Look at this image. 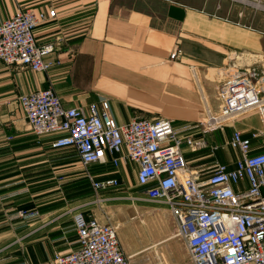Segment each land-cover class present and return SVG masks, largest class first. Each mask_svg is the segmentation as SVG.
I'll list each match as a JSON object with an SVG mask.
<instances>
[{"label": "crops", "instance_id": "obj_1", "mask_svg": "<svg viewBox=\"0 0 264 264\" xmlns=\"http://www.w3.org/2000/svg\"><path fill=\"white\" fill-rule=\"evenodd\" d=\"M18 6L55 10L33 35L38 44H53L43 61L57 63L38 72L0 62V264H43L56 252L75 249L77 213L123 227L127 241L120 245L129 264H192L184 241L174 236L167 205L149 200L136 184L134 163L92 164L88 169L96 180L116 178L120 186L69 203L57 179L75 187L84 168L72 148L53 149L52 136L33 134L18 97L50 87L64 107L86 109L106 98L120 124L139 117H164L175 126L195 123L218 111L220 69L230 62L264 68L263 29L237 24L227 0H0V23ZM176 47L180 54L170 60ZM252 113L258 115L252 110L229 124L225 140L233 129L245 135L259 129L260 121L253 126L243 120ZM232 153L185 156L190 167L203 171L214 160L233 164L237 152ZM20 209L38 215L16 217ZM114 213L123 220L115 223Z\"/></svg>", "mask_w": 264, "mask_h": 264}, {"label": "built area", "instance_id": "obj_2", "mask_svg": "<svg viewBox=\"0 0 264 264\" xmlns=\"http://www.w3.org/2000/svg\"><path fill=\"white\" fill-rule=\"evenodd\" d=\"M242 1L238 2L264 12V0ZM243 14L237 12V24ZM55 16V10L36 13L18 6L0 23V62L38 72L50 70L57 62H45L43 57L54 46L36 43L33 31ZM224 19L230 20L229 14ZM179 54L176 47L169 59ZM216 80L218 111L179 126L164 117H139L120 124L106 98L91 102L86 109L64 107L50 87L21 94L18 101L38 139L52 136L53 149L75 151L94 192L118 187L121 182L96 180L88 169L92 164H136V184L149 200L167 205L175 224L174 236L184 241L192 264H264V68L241 69L230 62L217 72ZM252 110L257 111L261 127L247 135L233 129L221 146L237 152L233 164L214 160L203 171L190 167L184 144L189 152L206 150L214 156L219 146L206 136L224 131ZM37 215V211L15 212L21 218ZM74 229L77 247L56 252L43 264H129L116 225L77 213Z\"/></svg>", "mask_w": 264, "mask_h": 264}, {"label": "rangeland", "instance_id": "obj_3", "mask_svg": "<svg viewBox=\"0 0 264 264\" xmlns=\"http://www.w3.org/2000/svg\"><path fill=\"white\" fill-rule=\"evenodd\" d=\"M227 2L232 7L231 13L233 12L232 15L230 13V17H232L233 19L237 18V16H236L237 12L239 10H242L244 12V14H243V18L240 21H245L247 23H251L253 26H255V24L258 23L259 26L264 31V12L254 11L251 8V6L244 5L238 1L230 2L229 0H227ZM234 15H235V17H234ZM240 119H241V117H240ZM243 120H244V122L248 123L249 125H253V126H258L259 121H260L258 115L254 114V113L246 115V117ZM225 128H227V126ZM227 134H229V129L226 130V135ZM207 138L209 140H211L212 143L217 144L219 146V149L216 151L217 156L221 157L223 155H233V153H232L233 150L231 148H229V147L221 148V146L225 142V137H224L223 131H221V130L213 131L207 135ZM182 149H183V152L185 154L189 153V149L185 144L182 146ZM59 169H61V168H58V170ZM60 178L61 177H58V179H57L58 185L61 186V188H59L58 191L62 189L63 195L66 197V199H70V200H68V202L71 203L73 206H75L77 204H81L83 202H87L88 198L92 195L91 194L92 186L90 185V183L87 182L88 180L86 179L85 174L83 175V180L79 179L75 183L76 184L75 187H66L65 188V186H63L65 184V182L63 179H60ZM12 180H14V179H12ZM261 192L264 195V187L262 188ZM66 193H68V194H66ZM68 196H69V198H67ZM122 220H123V218L120 215H116V213H114L113 221L115 223H118V221L121 222ZM124 232H125V230L123 229V227L121 229L116 230L117 238L120 241V243H124L127 241L126 240L127 235H125ZM171 243L172 242L168 243V245H170Z\"/></svg>", "mask_w": 264, "mask_h": 264}, {"label": "bare ground", "instance_id": "obj_4", "mask_svg": "<svg viewBox=\"0 0 264 264\" xmlns=\"http://www.w3.org/2000/svg\"><path fill=\"white\" fill-rule=\"evenodd\" d=\"M238 1L244 2V1H242V0H238ZM245 3H247V2H245ZM247 4H248V3H247Z\"/></svg>", "mask_w": 264, "mask_h": 264}]
</instances>
